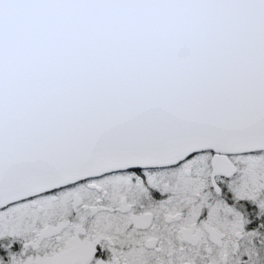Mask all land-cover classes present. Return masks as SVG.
Here are the masks:
<instances>
[{"label": "snow or ice", "instance_id": "snow-or-ice-1", "mask_svg": "<svg viewBox=\"0 0 264 264\" xmlns=\"http://www.w3.org/2000/svg\"><path fill=\"white\" fill-rule=\"evenodd\" d=\"M0 264H264V0H0Z\"/></svg>", "mask_w": 264, "mask_h": 264}]
</instances>
